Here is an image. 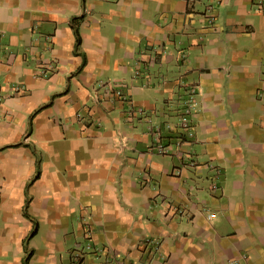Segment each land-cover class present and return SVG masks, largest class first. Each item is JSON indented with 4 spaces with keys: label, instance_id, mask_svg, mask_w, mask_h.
I'll return each instance as SVG.
<instances>
[{
    "label": "crops",
    "instance_id": "1",
    "mask_svg": "<svg viewBox=\"0 0 264 264\" xmlns=\"http://www.w3.org/2000/svg\"><path fill=\"white\" fill-rule=\"evenodd\" d=\"M26 258L264 264V0H0V264Z\"/></svg>",
    "mask_w": 264,
    "mask_h": 264
},
{
    "label": "built area",
    "instance_id": "2",
    "mask_svg": "<svg viewBox=\"0 0 264 264\" xmlns=\"http://www.w3.org/2000/svg\"><path fill=\"white\" fill-rule=\"evenodd\" d=\"M49 68H53V64H48ZM107 87V91L111 92L117 98H125V93L120 86L116 84H111ZM189 96L183 101L180 111L178 113V124L188 136L194 135V123L192 113L194 111V106L196 104L197 87L189 86ZM230 264H239L237 260H233Z\"/></svg>",
    "mask_w": 264,
    "mask_h": 264
},
{
    "label": "trees",
    "instance_id": "3",
    "mask_svg": "<svg viewBox=\"0 0 264 264\" xmlns=\"http://www.w3.org/2000/svg\"><path fill=\"white\" fill-rule=\"evenodd\" d=\"M79 41H80V39H79V37H78V38H77V43H79ZM28 259H29V258H26V259H25V264H29V263H28Z\"/></svg>",
    "mask_w": 264,
    "mask_h": 264
}]
</instances>
